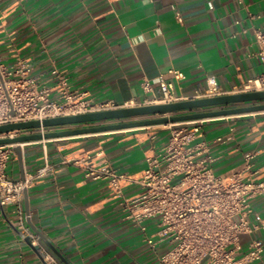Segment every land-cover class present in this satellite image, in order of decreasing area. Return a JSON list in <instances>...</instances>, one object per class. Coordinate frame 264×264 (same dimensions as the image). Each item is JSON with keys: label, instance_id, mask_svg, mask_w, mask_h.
Wrapping results in <instances>:
<instances>
[{"label": "crops", "instance_id": "1", "mask_svg": "<svg viewBox=\"0 0 264 264\" xmlns=\"http://www.w3.org/2000/svg\"><path fill=\"white\" fill-rule=\"evenodd\" d=\"M254 28L264 29V0H0V61L26 62L49 99L60 103L72 94L95 105L158 104L159 87L146 93L141 86L157 77L172 83L177 101H186L205 95L210 78L220 96L232 95L262 73ZM53 70L66 87L57 84ZM169 70L183 78L175 80ZM167 138L164 126H152L21 147V160L13 154L7 164L10 179H27L45 163L52 170L24 190L23 230L15 207L0 206V264H56L39 237L67 264H157L165 246L152 248L125 218L121 198L112 197L105 182L85 177L79 161L90 158L94 165L137 174L145 156ZM201 140L216 174L240 171L243 157L253 153L254 169L264 177V113L204 120ZM138 192L131 186L124 195ZM249 209L252 223H264L263 198ZM146 225L147 235L153 234L154 222ZM253 238L264 242V229L242 237V248ZM254 264H264V252Z\"/></svg>", "mask_w": 264, "mask_h": 264}, {"label": "built area", "instance_id": "2", "mask_svg": "<svg viewBox=\"0 0 264 264\" xmlns=\"http://www.w3.org/2000/svg\"><path fill=\"white\" fill-rule=\"evenodd\" d=\"M177 20L181 22L179 16ZM252 33L262 73L247 81L242 92L264 91V29L254 28ZM168 73L175 80L183 78L178 71ZM50 74L57 84L66 87L65 79L56 70ZM209 83V90L201 98L220 96L212 78ZM154 84L161 92L158 104L177 102L172 83L162 77L145 80L141 86L149 93ZM63 100L62 103L50 100L49 90L30 74V66L23 60L13 65L0 61V125L136 107L113 101L95 105L72 94H64ZM203 122L163 125L168 131L166 143L157 153L153 151L145 156V167L137 174L118 172L107 164L94 165L90 158L79 162L85 177L105 182L111 196L121 198L125 218L135 223L152 248L165 246L157 255V264L257 263L262 259L264 242L253 238L243 249L241 238L264 229L262 221L254 224L249 220L250 202L264 199V177L254 169L253 153L243 157L240 171L216 174L215 159L201 140ZM20 134L14 132L0 137ZM13 147L0 145V206L15 207L17 226L23 230L24 190L31 179L45 176L52 168L45 163L27 179H10L6 167L14 154ZM175 179L177 182L173 184ZM131 186L138 187L139 192L128 199L124 191ZM148 221L154 222L155 231L151 235H147Z\"/></svg>", "mask_w": 264, "mask_h": 264}, {"label": "water", "instance_id": "3", "mask_svg": "<svg viewBox=\"0 0 264 264\" xmlns=\"http://www.w3.org/2000/svg\"><path fill=\"white\" fill-rule=\"evenodd\" d=\"M264 113V91L241 92L172 103L141 105L109 111L59 116L0 125V136L22 132L14 137H0V145H13L21 160V145L51 138L93 135L128 129ZM38 243L56 264H67L43 237ZM33 251L37 253L35 248ZM42 259L41 256H39Z\"/></svg>", "mask_w": 264, "mask_h": 264}, {"label": "rangeland", "instance_id": "4", "mask_svg": "<svg viewBox=\"0 0 264 264\" xmlns=\"http://www.w3.org/2000/svg\"><path fill=\"white\" fill-rule=\"evenodd\" d=\"M176 182H177V179L173 180V182H172V183H173V184H175Z\"/></svg>", "mask_w": 264, "mask_h": 264}]
</instances>
